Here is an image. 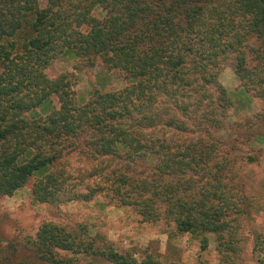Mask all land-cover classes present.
I'll list each match as a JSON object with an SVG mask.
<instances>
[{
    "label": "trees",
    "instance_id": "obj_1",
    "mask_svg": "<svg viewBox=\"0 0 264 264\" xmlns=\"http://www.w3.org/2000/svg\"><path fill=\"white\" fill-rule=\"evenodd\" d=\"M66 50L116 71L126 86L94 90L78 105L72 73H45ZM225 67L264 102V0H0V195L33 176L40 203L88 202L105 192L145 223L201 237L202 250L214 235L218 264H243L247 225L264 214V183L249 191L235 173L233 146L215 135L232 106L219 82ZM47 100L56 102L52 113L28 117ZM257 118L264 122V108ZM73 154L100 163L89 173L100 181L82 193L66 169ZM141 160L149 170L138 168ZM252 235L263 264L264 235ZM29 242L43 264L73 262L60 253L166 264L100 249L85 230L51 223Z\"/></svg>",
    "mask_w": 264,
    "mask_h": 264
},
{
    "label": "rangeland",
    "instance_id": "obj_2",
    "mask_svg": "<svg viewBox=\"0 0 264 264\" xmlns=\"http://www.w3.org/2000/svg\"><path fill=\"white\" fill-rule=\"evenodd\" d=\"M45 73L49 78L72 73V89L78 105L88 101L94 90L118 91L127 84L116 71H106L99 62L89 66L77 59L70 50L58 55ZM219 82L226 90L232 106L227 113L228 126L215 135L233 146L235 173L246 183L249 191L260 192L264 183V122L258 120L257 115L264 108V102L244 91L230 67L220 71ZM55 106V101L47 100L40 108L30 112L28 117L45 118ZM248 157H253L255 161L249 162ZM67 162L66 169L76 179L70 180L75 192H85L87 186L92 189L100 181L93 178L96 176H89L92 169L99 166V162L87 161L77 154H73ZM151 165H147L144 160L138 162L140 170L147 171ZM38 179V176L31 177L12 196L0 195V264H43L34 256L29 241L45 223L62 226L73 232L85 230L87 236L94 239L96 247L101 249L108 246L120 253H131L139 262L146 254H152L166 264H218L216 241L212 234L206 235L208 245L202 250L201 237L179 235L172 224L164 221L145 223L131 208L114 204L105 192L98 193L88 202L73 200L59 205L40 203L32 195V188ZM246 229L243 264H262L253 252L255 240L252 232L264 235V214L255 215ZM60 256L72 258L73 262L69 264H106L70 253H60Z\"/></svg>",
    "mask_w": 264,
    "mask_h": 264
}]
</instances>
